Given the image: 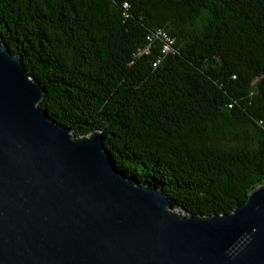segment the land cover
<instances>
[{"label": "trees", "instance_id": "1", "mask_svg": "<svg viewBox=\"0 0 264 264\" xmlns=\"http://www.w3.org/2000/svg\"><path fill=\"white\" fill-rule=\"evenodd\" d=\"M0 36L40 109L179 210L264 185V0H0Z\"/></svg>", "mask_w": 264, "mask_h": 264}, {"label": "water", "instance_id": "2", "mask_svg": "<svg viewBox=\"0 0 264 264\" xmlns=\"http://www.w3.org/2000/svg\"><path fill=\"white\" fill-rule=\"evenodd\" d=\"M0 36V264H264V185L230 212L176 210L73 137Z\"/></svg>", "mask_w": 264, "mask_h": 264}, {"label": "rangeland", "instance_id": "3", "mask_svg": "<svg viewBox=\"0 0 264 264\" xmlns=\"http://www.w3.org/2000/svg\"><path fill=\"white\" fill-rule=\"evenodd\" d=\"M176 210H178V208H176Z\"/></svg>", "mask_w": 264, "mask_h": 264}]
</instances>
